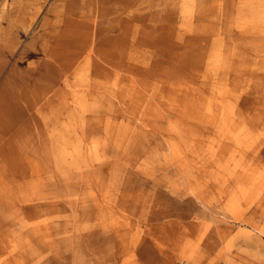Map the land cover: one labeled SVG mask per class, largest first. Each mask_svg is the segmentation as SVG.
<instances>
[{"label":"rangeland","instance_id":"1","mask_svg":"<svg viewBox=\"0 0 264 264\" xmlns=\"http://www.w3.org/2000/svg\"><path fill=\"white\" fill-rule=\"evenodd\" d=\"M0 264H264V0H0Z\"/></svg>","mask_w":264,"mask_h":264}]
</instances>
